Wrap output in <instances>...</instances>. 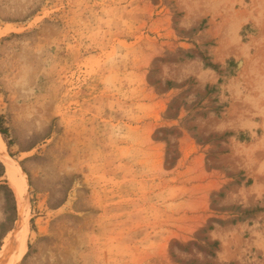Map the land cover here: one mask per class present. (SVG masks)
<instances>
[{"label": "rangeland", "instance_id": "rangeland-1", "mask_svg": "<svg viewBox=\"0 0 264 264\" xmlns=\"http://www.w3.org/2000/svg\"><path fill=\"white\" fill-rule=\"evenodd\" d=\"M0 31L15 264H264V0H0ZM17 216L0 159V249Z\"/></svg>", "mask_w": 264, "mask_h": 264}, {"label": "bare ground", "instance_id": "bare-ground-1", "mask_svg": "<svg viewBox=\"0 0 264 264\" xmlns=\"http://www.w3.org/2000/svg\"><path fill=\"white\" fill-rule=\"evenodd\" d=\"M3 31H0V35ZM0 159L4 163L11 186L15 191L18 216L13 234L3 243L0 249V264H15L24 258L28 251L29 209L28 180L25 171L8 153L6 143L0 132Z\"/></svg>", "mask_w": 264, "mask_h": 264}, {"label": "trees", "instance_id": "trees-1", "mask_svg": "<svg viewBox=\"0 0 264 264\" xmlns=\"http://www.w3.org/2000/svg\"><path fill=\"white\" fill-rule=\"evenodd\" d=\"M0 131H1V133H3V130L1 129V125H0Z\"/></svg>", "mask_w": 264, "mask_h": 264}]
</instances>
